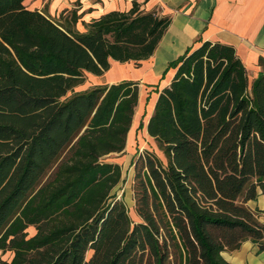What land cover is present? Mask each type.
<instances>
[{
	"label": "trees",
	"instance_id": "trees-1",
	"mask_svg": "<svg viewBox=\"0 0 264 264\" xmlns=\"http://www.w3.org/2000/svg\"><path fill=\"white\" fill-rule=\"evenodd\" d=\"M23 1L0 0V263L232 264L222 250L246 238L263 249L245 201L264 192V59L249 80L232 44L203 40L170 62L146 122L165 161L134 154L133 221L112 191L121 165L102 157L124 148L138 81L73 88L110 58L148 57L169 17L134 0L79 30L75 9L59 20Z\"/></svg>",
	"mask_w": 264,
	"mask_h": 264
},
{
	"label": "crops",
	"instance_id": "crops-1",
	"mask_svg": "<svg viewBox=\"0 0 264 264\" xmlns=\"http://www.w3.org/2000/svg\"><path fill=\"white\" fill-rule=\"evenodd\" d=\"M31 0H24L28 8H37L51 14L57 7H74L77 12L75 27L85 28V22L98 18L110 10H128L134 0H47L50 7L46 10L38 7V3L29 5ZM138 10H155L159 15H167L169 23L164 30L153 52L139 60L119 61L110 58L109 67L101 74L87 71L94 84L111 83L121 79H134L148 85L152 96L148 101V114L143 132L151 138L146 130V122L153 110L157 91L167 85L175 67L170 64L187 49H192L203 40L223 41L235 47L237 55L243 61L248 78L251 80L262 70L259 57L264 59V0H135ZM104 76V79H100ZM83 83V82H82ZM81 83L77 84L80 85ZM76 85V86H77ZM89 87V86H87ZM85 87V88H87ZM141 92V91H140ZM139 92L136 109L140 104ZM136 130L135 111L126 136L124 150H131ZM144 147L145 145H141ZM136 148L132 150L131 157ZM115 161V160H114ZM116 162H118L116 160ZM119 163V162H118ZM132 176L128 185L132 204ZM127 190L125 191V195ZM245 204L256 212L259 221L264 222V192L258 189L255 198H249ZM29 234L34 232L33 225ZM223 257L232 264H264V248L259 249L258 243L246 238L234 249L222 250ZM12 251L0 250V259L9 260ZM1 264V263H0Z\"/></svg>",
	"mask_w": 264,
	"mask_h": 264
},
{
	"label": "rangeland",
	"instance_id": "rangeland-1",
	"mask_svg": "<svg viewBox=\"0 0 264 264\" xmlns=\"http://www.w3.org/2000/svg\"><path fill=\"white\" fill-rule=\"evenodd\" d=\"M50 1L47 0H31L28 4L32 5L34 3H38V7H40L41 9H48L50 7L49 5ZM72 9H76L74 7H65V8H61V7H57L55 9V11L51 10V14L50 16L54 19H59L62 20L64 18H68L71 15V10ZM77 13V12H76ZM78 20V19H77ZM100 79H104V76H100ZM93 79L90 78L89 74L87 71L84 72V81L83 83H81L80 85L74 86L73 90H80V89H84L87 86H91L93 85ZM138 86H139V92L141 93V100H140V104L139 106L135 107V121H136V130H135V135L133 137V145L131 150L128 148H126L124 150V148L121 151H112L109 152L105 155H103V159L104 160H111V161H118L119 164L121 165V170H122V174H121V180L113 187V190L117 196L122 197L126 203V206L128 208V214L131 218V220L136 221L139 220L140 217L138 216V214L135 212L134 210V204H132V202L130 201V197H129V189H128V185L130 182V178H131V173L133 170V165H132V159L134 157V155L131 157V152L132 150H134V148H136L134 154L136 153L137 150L141 149L143 146L141 145H145L144 147L148 148V149H152L155 151V153L163 160L165 161V157L162 153V151L157 147V144L155 141H153L151 138H149L145 132H143V126L145 125V121L147 118V114H148V101L150 99V97L152 96V90H154L153 88H150L148 85H145L142 82H138ZM139 92H138V96H139ZM70 91L67 92V94H69ZM127 136V135H126ZM126 143V141H125ZM125 146V145H124ZM127 190V193L125 195V191ZM34 227V226H33ZM28 234L30 232V228H28ZM35 231V228H34ZM213 231H219L214 229ZM34 233V232H33Z\"/></svg>",
	"mask_w": 264,
	"mask_h": 264
}]
</instances>
